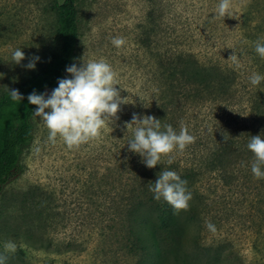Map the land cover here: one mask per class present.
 Segmentation results:
<instances>
[{
  "label": "rangeland",
  "instance_id": "obj_1",
  "mask_svg": "<svg viewBox=\"0 0 264 264\" xmlns=\"http://www.w3.org/2000/svg\"><path fill=\"white\" fill-rule=\"evenodd\" d=\"M53 3L0 0V97L23 84L59 49L53 37ZM218 3L76 0L79 47L74 62L79 66L83 55L106 60L116 73L115 87L128 103L120 105L119 119L103 127L98 138L72 148L59 136L49 142L48 129L34 117L33 141L22 157L23 173L0 197V252L6 240L19 246L15 254H8L6 264H160L151 253L139 259L142 252L131 248L123 219V181L114 189L111 170L127 166L131 152L126 143L133 129L125 124L133 113L148 114L155 55L164 48L177 44L201 65L221 67L241 83L240 97L246 91L251 94L254 86L248 77L264 64L252 43L264 31L262 0H231L230 17L224 18L216 14ZM114 37H123L125 44L115 47ZM17 48L26 57L19 65L11 61ZM233 53L239 66L228 59ZM31 57H39L34 70L24 67ZM212 106L202 107L206 125L229 131L231 107L236 106L220 105L209 114ZM229 169L225 176L232 178L241 166L232 164ZM257 189L264 194V184L255 177L246 182L241 176L226 185L214 174L191 186L189 211L198 217L185 221L183 243L192 256L188 263L264 264V204L263 213L258 209L264 199L257 197ZM208 221L216 226L214 233L207 229ZM196 254L198 259L193 258ZM163 264L177 263L167 257Z\"/></svg>",
  "mask_w": 264,
  "mask_h": 264
},
{
  "label": "trees",
  "instance_id": "obj_2",
  "mask_svg": "<svg viewBox=\"0 0 264 264\" xmlns=\"http://www.w3.org/2000/svg\"><path fill=\"white\" fill-rule=\"evenodd\" d=\"M260 7H264V0ZM261 8L256 13V18L261 14ZM50 9L56 18L53 37L59 43V49L36 73L15 88L23 95V100H11L9 91L0 97V197L5 188L22 175V157L33 141L32 112L36 106L28 103L27 96L33 90L38 94H50L58 86V79L68 75L66 66L74 62L78 51L76 0H62L61 3L54 0ZM254 19L255 17L250 19V22L253 23ZM256 23L254 27L259 22ZM247 25L253 28V25ZM262 37L264 31H261L260 38ZM261 65L259 73L264 75L260 71ZM154 66L153 95L148 104L147 115L161 120L162 126L172 125L176 131H179L183 123L190 134L196 137L195 142L186 146L183 151L174 150L162 156L160 163L154 168H147L141 162V157L131 152L125 168L111 170L113 188L123 181L125 230L131 248L142 252L139 259L151 253L160 264L166 263L167 257L174 259L177 264H190L188 261L192 256L186 252L183 243L187 230L185 221H196L198 215L189 211L191 203L187 211H176L163 199L155 200L153 193L149 191L150 183H154L157 173L165 169L176 171L186 180L188 190L207 174L217 175L226 185H231L232 180H239L241 176L249 182L254 177L251 172L254 157L246 146L250 136L264 135V81L254 86L251 94L246 91L240 97L241 83L235 77H231L217 65H201L192 54L177 44L158 52ZM242 101L246 102L245 106L240 103ZM208 105H213L208 109L209 114L211 111H219L220 105L227 108L236 106L231 107L232 117H229L233 120L229 122V131L219 127L223 129L220 132L217 128L206 125L207 116L203 112L206 109L202 107ZM211 115L218 120L215 114ZM193 120L195 123H192ZM169 158H172L173 163L168 164ZM233 161L241 169L230 178L225 174L232 164H237ZM258 181L264 184V179ZM256 191L257 197L264 199V194L258 189ZM261 203L264 204V201L259 200L258 209L263 213ZM198 257L196 254L193 258Z\"/></svg>",
  "mask_w": 264,
  "mask_h": 264
},
{
  "label": "clouds",
  "instance_id": "obj_3",
  "mask_svg": "<svg viewBox=\"0 0 264 264\" xmlns=\"http://www.w3.org/2000/svg\"><path fill=\"white\" fill-rule=\"evenodd\" d=\"M231 0H219L216 14L224 18L230 17ZM112 44L119 48L125 44L123 37H114ZM254 51L264 59V37L252 42ZM25 54L21 48L11 53L12 63L19 65L24 60ZM232 63L239 66V59L235 53L228 57ZM39 57L29 58L24 65L27 69H35V62ZM68 74L57 81L50 94L37 93L33 90L28 96V103L35 105L32 112L48 129V141L56 142L59 136L68 147H78L91 139L100 136V130L106 125L119 119L117 116L120 105L128 103L127 98H121L120 91L115 87L116 73L111 65L104 59L89 60L83 55L79 60V66L73 62L66 66ZM2 75V74H0ZM253 86H258L264 81V75L253 72L249 77ZM11 100L20 102L24 99L17 89L9 90ZM48 111H45V110ZM125 127L133 129V136L127 141L128 151L138 154L141 162L147 168H154L161 161V157L172 153L174 150L183 151L186 146L195 142L196 137L190 134L186 125L181 123L179 131L172 125H161V120L151 115L132 114L131 121L126 122ZM247 149L253 154L251 172L256 179H264V137L260 134L250 136ZM173 163L172 158L168 164ZM149 191L154 199H163L174 210L189 208L192 199L191 192L187 189V181L173 170H161L157 173V179L150 183ZM209 231L215 232L216 226L210 221L206 222ZM18 244L13 240H6L3 244V252H0V264H6L8 254H15Z\"/></svg>",
  "mask_w": 264,
  "mask_h": 264
}]
</instances>
